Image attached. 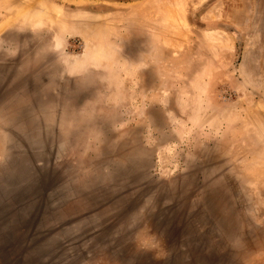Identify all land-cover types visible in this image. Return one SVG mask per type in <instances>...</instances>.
I'll return each mask as SVG.
<instances>
[{
  "label": "rangeland",
  "instance_id": "374dc122",
  "mask_svg": "<svg viewBox=\"0 0 264 264\" xmlns=\"http://www.w3.org/2000/svg\"><path fill=\"white\" fill-rule=\"evenodd\" d=\"M0 264H264V0H0Z\"/></svg>",
  "mask_w": 264,
  "mask_h": 264
}]
</instances>
